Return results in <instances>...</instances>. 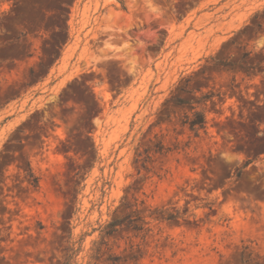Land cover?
Wrapping results in <instances>:
<instances>
[{"label": "rangeland", "instance_id": "374dc122", "mask_svg": "<svg viewBox=\"0 0 264 264\" xmlns=\"http://www.w3.org/2000/svg\"><path fill=\"white\" fill-rule=\"evenodd\" d=\"M0 264H264V0H0Z\"/></svg>", "mask_w": 264, "mask_h": 264}, {"label": "trees", "instance_id": "16d2710c", "mask_svg": "<svg viewBox=\"0 0 264 264\" xmlns=\"http://www.w3.org/2000/svg\"><path fill=\"white\" fill-rule=\"evenodd\" d=\"M182 100L178 99L177 102H181ZM185 123H187L190 127V129L194 130L195 132H197V130L204 128V116L203 113L200 111H196L193 114L192 118H189L188 116L185 117L184 120ZM153 215V214H150ZM156 215L159 218H164V211H159V213H156ZM173 214H167L166 218L169 219L171 217H173ZM142 218V220L145 218V216H139V219ZM133 219H129V223H131ZM122 223V220H112L110 222H108L107 224H105L102 229L100 230L101 235H111L113 232H115L116 228L118 225H120ZM132 229L134 230H143V226H136L133 225ZM98 253V252H96ZM69 257V256H68Z\"/></svg>", "mask_w": 264, "mask_h": 264}, {"label": "bare ground", "instance_id": "6f19581e", "mask_svg": "<svg viewBox=\"0 0 264 264\" xmlns=\"http://www.w3.org/2000/svg\"><path fill=\"white\" fill-rule=\"evenodd\" d=\"M104 93V92H103ZM102 94V93H101ZM104 95H105V93H104Z\"/></svg>", "mask_w": 264, "mask_h": 264}]
</instances>
